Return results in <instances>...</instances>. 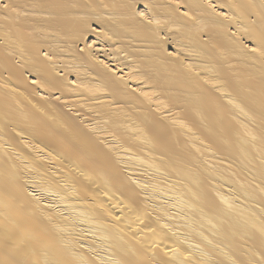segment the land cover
Wrapping results in <instances>:
<instances>
[{
	"label": "bare ground",
	"instance_id": "bare-ground-1",
	"mask_svg": "<svg viewBox=\"0 0 264 264\" xmlns=\"http://www.w3.org/2000/svg\"><path fill=\"white\" fill-rule=\"evenodd\" d=\"M0 264H264V0H0Z\"/></svg>",
	"mask_w": 264,
	"mask_h": 264
}]
</instances>
